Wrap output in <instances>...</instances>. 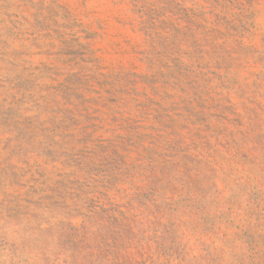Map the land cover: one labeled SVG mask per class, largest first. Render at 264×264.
Here are the masks:
<instances>
[{"label":"rangeland","instance_id":"obj_1","mask_svg":"<svg viewBox=\"0 0 264 264\" xmlns=\"http://www.w3.org/2000/svg\"><path fill=\"white\" fill-rule=\"evenodd\" d=\"M264 264V0H0V264Z\"/></svg>","mask_w":264,"mask_h":264},{"label":"trees","instance_id":"obj_2","mask_svg":"<svg viewBox=\"0 0 264 264\" xmlns=\"http://www.w3.org/2000/svg\"><path fill=\"white\" fill-rule=\"evenodd\" d=\"M107 259H109L112 264H147V262H148V261L139 262L137 259L136 260L134 259V261H130V262L127 259L126 262H123V261H120V259H118V258H111V257L107 258ZM104 262H107V261H104ZM104 262L100 261L99 263L103 264ZM168 264H170V263H168Z\"/></svg>","mask_w":264,"mask_h":264}]
</instances>
